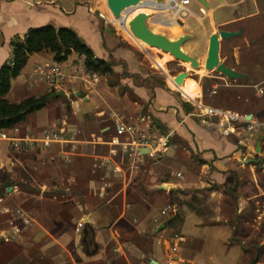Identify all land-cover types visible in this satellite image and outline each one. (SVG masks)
<instances>
[{"label": "rangeland", "instance_id": "rangeland-1", "mask_svg": "<svg viewBox=\"0 0 264 264\" xmlns=\"http://www.w3.org/2000/svg\"><path fill=\"white\" fill-rule=\"evenodd\" d=\"M59 1L63 5L62 7L71 11V7H66L65 0ZM231 1L234 4L236 3L237 6L227 7L225 0L224 3L218 1L223 8L215 12V22L212 15L213 7L217 4L212 5L216 0H210L208 1L210 9L193 1L182 12L184 13L182 20L179 19L181 21L184 20L183 26L177 25V23L176 27L164 26L160 22L158 24L154 22L149 24L150 29L156 34H163L171 40H177L185 33H189V31L195 35L192 41L185 44V48L190 44L189 46L194 54L193 57L197 58L200 64L202 63L203 69L202 67L200 70L187 69L186 65L173 59V61L166 63V72H164L155 64V60H164L167 54L149 46H139L119 25L115 23L107 25L106 20H100L104 18L102 15L106 18L108 15H106L109 10L107 9L106 0L105 2L104 0H82L83 6L86 7L89 13L97 14L98 28L103 35V39L110 41L111 37L108 33L110 31L115 40L111 44L114 46V51L123 50L129 52L131 63L115 59L112 52L104 46L109 56L108 60L113 65L115 72L112 77L87 73L85 72L86 70L81 74L80 72L83 70V66H81L80 71L76 69L71 74L65 75L62 82L59 83L60 87H57L51 78H45L36 80L38 88H41L40 91H33L25 87L23 91L30 92L21 93L18 87L14 88L8 98L11 104L20 103L22 99H28L29 97H39L40 94H52V97L47 108L40 113L34 114L33 118L26 123L30 127L29 129L27 126H19V133L4 132L3 136L1 135L2 133L0 134V264H5L6 262V255L5 253L3 254L4 248L2 246H5L10 241L9 239H13L12 237L20 235L17 229L21 230L26 227V232L22 236L25 237L27 246L32 249V254L35 256L36 249L39 246H36L29 241V238H26L27 236L32 237V235L36 237L34 228H29L31 222L34 225L36 221L39 225L51 230L58 228L60 230L62 225L60 222L62 220L69 222L71 217H79L81 212L74 208L76 205H81L83 212L86 213L85 205H88L90 209L91 207L99 206L104 201L100 198L101 191L98 186L103 176L99 171L101 160L112 157L114 159L113 162L120 163L123 161L125 166L128 165L130 167L129 157L126 156L128 159L123 158L125 154L122 148L118 145L121 149L111 147L109 144L116 135L115 120L124 118V121L126 119V122L130 125L133 116L134 118L139 115L141 117L150 116L151 121L156 120L152 112L156 102V94L159 93V96H161L160 92L162 90L167 91L178 103L184 102L185 99L183 97L173 93L175 90L170 87L168 77L175 79L180 72H184L186 69L192 79L189 87L197 88L199 86L201 88L202 95L196 100L203 101L207 106L228 110L240 115H252L258 122L264 121V96L256 97L246 87H225L223 76L216 71V68L209 70L204 68L209 49V40L213 35H217L220 43V63L245 75L247 79L243 80L242 83L244 84H258L264 81V0ZM191 13L197 18L190 16L193 15ZM149 14L154 15L158 14V12L151 10ZM132 15L131 13L128 17ZM201 15H208L211 21L204 20ZM8 16L7 14L4 15V20L0 21V27L6 24V17ZM185 20L186 22H191V30L187 28ZM63 21L52 20V22H46V20H42L39 24L48 23L47 25H49L50 23V25L57 26L58 24L70 23V25H73L71 24L73 22L72 18L68 17L63 19ZM222 22L226 23L222 24ZM70 25L69 27H72ZM220 31L241 32V35L227 41L220 38ZM46 54L44 52V54L30 56L29 63L22 71L27 80L34 74L36 68H45L47 64H53L54 60L50 57V54ZM78 64L77 60L76 65ZM47 72L48 70L43 77L47 76ZM95 89L103 97V101H100L99 96H93ZM66 90L69 92V97L65 94ZM79 92L81 96H77ZM74 102H77L76 111L68 112L67 107L72 106ZM196 120L198 119L196 118ZM39 121L44 126L35 125ZM64 121H67L66 127L69 129L63 134L74 136L80 142V144L76 145L77 149H73L74 145H68L67 143L52 146H47L43 143H35L33 145H24L22 143L23 145L21 144L17 148L14 145L15 143L10 141L14 138L21 139L27 134L38 137L44 130L42 127L55 124L61 125ZM214 121L219 122L217 120ZM44 134L46 136L49 135L46 130ZM172 144L177 152L174 160L177 162V169H185L186 167L191 174L197 175L201 166L181 158V149L185 146L182 139L174 137L172 138ZM59 146L62 148H59ZM162 153L160 152L159 156ZM61 154H64L66 159ZM255 155L257 157L261 156V154L257 153ZM159 156L157 160L160 159ZM69 158L73 159L71 165L67 164L70 161ZM154 163L156 164L155 170L157 174L167 176L171 174V177L175 174V176H178V180H184L179 177L181 174L177 175L179 172L177 173L176 170L165 168L163 163ZM154 163L145 158L142 165L145 164L143 167L148 171L150 165ZM109 177L110 179L103 183L107 188V199L111 201L112 205H121L124 201L120 192L121 181L113 173ZM9 188H13V191L9 192ZM134 199L135 197L131 196L129 201H134ZM159 199L163 200V198ZM161 202L167 206H165L166 208L173 207L174 209L175 205H178L176 198L169 202L165 200ZM165 209L160 211L156 218L159 219L161 225L155 223V226L158 232L160 231V234H163L160 238L162 239V242L159 243L160 247L156 244L155 249L160 250L162 248L166 259L171 264H197V262L198 264H264V242L261 243L264 236L261 235L262 232L260 230L249 229L252 241L247 245H243V240H239V238H242V230H244L240 225L244 213H237L238 224L233 237L227 244L230 245L229 248L233 246L241 247L240 258L234 260L231 256L225 257L222 255L218 249V243L213 240V236L218 239V235H214L213 231H211L213 235L211 233L205 237L204 229L191 228L192 233L204 242L198 246L200 247V253L196 260L194 259L195 255H197L195 249L194 252L196 254H192V257L186 253L187 244L183 239L185 238L182 233L184 224L181 221V215L170 212L163 216ZM176 209L178 211V207ZM83 212L82 214H84ZM233 219L234 214H232ZM190 223L189 221V227L191 226ZM160 226L163 227L162 230H159ZM23 240L24 238L22 239V237L16 238L13 246L15 241L22 242ZM43 241L41 245L49 244L48 239ZM121 241L124 244L126 240L123 239ZM135 241L136 243L139 242L140 246L151 245L150 240ZM21 242H19L18 247L14 246L13 253L16 252L17 254L21 251L19 249ZM112 249L113 247L108 252L112 251ZM51 257L49 255L44 261L47 264H54ZM118 264L151 263L145 259H139L138 254L127 250L126 254L120 255Z\"/></svg>", "mask_w": 264, "mask_h": 264}, {"label": "crops", "instance_id": "crops-1", "mask_svg": "<svg viewBox=\"0 0 264 264\" xmlns=\"http://www.w3.org/2000/svg\"><path fill=\"white\" fill-rule=\"evenodd\" d=\"M64 2L67 4L66 7H71V11L62 7L63 5L59 0H0V21L4 20L5 14L9 15L6 17V24L0 27V70L12 60L11 43L15 37L24 36L30 29L53 26L50 23L49 25H47L48 23L39 24L42 20H46V22H52V20L64 22L63 19H67L68 17L72 18L73 22L71 24L73 25L64 23L55 25L54 27L57 29L69 28L76 31L94 51L95 55L104 61L110 62L107 51L105 50V47H107L115 59L123 60L126 63L130 62L129 52L123 50L114 51V46L111 44L115 40L110 31L107 30L111 37L110 41L103 39V35L98 28L97 14L89 13L86 7L83 6L82 0H65ZM215 3L217 5L213 7L212 15L214 22L216 21L215 12L223 8L218 0L213 2L212 5ZM225 3L227 7L237 6L231 0H225ZM182 16H184L182 12L177 17L174 14L169 15L168 12L158 13L153 15L152 22L158 24L159 22L166 21L178 24V20H182ZM190 16L197 18L194 14ZM201 16H203L204 20L210 19L208 15ZM100 20H106L107 25L113 24L105 16ZM190 23L185 20L187 28L191 30ZM69 25L72 27H69ZM185 34L192 35L194 39L195 35L191 31ZM189 45L186 48L184 46L183 49L187 54L194 56ZM49 54L54 60V55ZM49 54L47 53L46 55ZM77 60L79 62L78 65H76ZM81 66H83V70L80 72L82 74L86 70L84 59L76 53H73L68 61L63 64H57L53 61V64H47L45 68H36L29 80L25 78L22 72L20 77L12 82V89L7 99L15 87H18L21 93L27 92L25 90L23 91L25 87L33 91H40L41 88H38L36 84V80L39 79L51 78L52 82L57 87H60L59 83L62 82L61 77L63 78L65 75L71 74L76 69L80 71ZM52 67L56 68L61 73V76L55 75L49 77L47 72V76L43 77L48 68ZM186 68L188 69V67ZM184 72H187V70L185 69ZM188 74L189 77L184 82V85L189 89L191 88L190 90L200 89L201 91L199 86L197 88L189 87L192 79L190 73ZM175 91L173 93L184 98L180 91ZM160 93L161 96H159V93L156 94V102L154 103L155 106L152 113L156 119L154 121L158 122L163 129L167 130L166 135H163L158 130L154 121H151L150 116L141 117L139 115L135 118L133 116L131 125L126 122V119L125 123L128 127L135 130L130 135L131 142L137 143L144 140L150 145L159 146L169 141L168 149L163 148V153L159 156V160L161 161L146 158L151 163H163L165 168L176 170L177 173L179 172L177 175L181 174V176H184V180H178V176H175V174L173 176L177 179L173 176L171 177V174H168V176L157 174L155 163L150 165L147 171L143 167L145 164L142 165L143 159L137 160L135 162L136 166H133L132 164L134 163H131L133 159L130 157L129 162L131 164H129V167L128 165L125 166V162L123 161L115 163L112 157L105 158L103 161L101 160V165L99 164V171L103 176L98 183L101 191L100 198L104 201L99 206L91 207L90 209L88 205H85L84 209L86 213L83 212L81 205H76L77 208H74L81 212L79 213V217H71L69 222L62 220L60 222V224L62 223L60 230L59 228L51 230L39 225L36 221H33L34 225L31 222L32 226L30 225L29 228H34L36 237L32 235V237L27 236L26 238H29V241L36 246H39L36 249L35 256L32 254V249L27 246L25 237L22 236L26 232V227H23L21 230L17 229L20 235L18 237H12L13 239L8 238L10 241L5 246H2L4 248L3 254L5 253L6 255L5 264H47L44 260L49 255L52 256L51 258L54 264H118L120 255L126 254L127 250L138 254L139 259L154 260L158 264H171L166 259L162 248L160 250L155 249L156 244L160 247L159 243L162 242L160 238L163 234H160V231L158 232L155 226V220L158 213L167 207L161 201L165 200L169 202L175 198L178 204L175 205L178 207V211L175 207L176 214L181 215V221L184 224L182 233L185 237L183 239L187 244L186 253L192 257V254H196L194 252L195 249L197 255H195L194 259L196 260L200 253V247L198 246L204 242L192 233L191 228L204 229L205 237L213 231L214 235H218V239L213 236V240L214 242L216 240V243H218V249L221 254L225 257L231 256L234 260L241 257V247L237 248V246H233L229 248L230 245L227 244L233 237V233L238 224L236 219L237 213H244V217L240 222L244 230H242V238H239V240H243V245H247L252 241L249 229L253 230L254 228L257 231L260 230L262 232L261 235L264 236V135H246L241 131L232 133L223 122L219 123L200 117L197 108L194 106L199 100L191 101L184 98V102L178 103L167 91L162 90ZM65 94L69 97L67 90ZM79 94L81 93L79 92L77 96ZM43 96L45 95L40 94L39 97L36 96L34 98L39 99ZM93 96H99L100 101H103V97L96 89L94 90ZM30 98L32 97L28 99ZM25 100L27 98L22 99L20 103ZM76 105L77 102H74L72 106H68V112H75ZM32 116L34 114L19 126H27L26 123L33 118ZM66 123L67 121H64L61 125L55 124L53 126L42 127L44 130L39 134V138L27 134L21 139L14 138L10 141L11 143H15L14 145L17 148L22 143L27 145V142H32L30 145H33L35 143H41L44 140H50L49 146L67 143L68 145H74L73 149H77L76 145L80 144V142L74 136L63 134L69 129L66 127ZM35 125L44 126L40 121L37 124L35 123ZM18 127L7 132L19 133L20 130ZM45 130L49 135L46 136L44 134ZM0 134L3 136L4 132H0ZM174 137H180L185 144L184 148L181 149V158L201 166L197 175L191 174L186 167L185 169H177V162L174 161L177 152L172 144V138ZM116 138H119L120 141L125 140L124 137L119 136L116 132L112 142L109 144L111 147L119 148L113 143ZM259 144L261 151L257 153ZM59 148L62 147L59 146ZM255 153L261 154V156L257 157ZM64 154H61V156L64 157ZM253 156H255L254 159ZM127 157L125 155L123 156L125 159H128ZM64 158L66 159V157ZM72 163L73 159L67 162L70 165ZM112 173L121 181L120 192L124 199L121 205H112L111 201L107 199L108 192H106L107 188L103 183L107 179H110L109 175ZM131 196L135 197L134 201H129ZM159 198H163V200ZM232 214H234L233 220ZM189 221L191 222L190 227L188 224ZM81 224H84L82 229L80 228ZM162 229L163 227L160 226L159 230ZM21 237L24 240L22 242L15 241L14 244V246L18 247L19 242H21L19 247L21 251L17 254L16 252L13 253L14 240ZM44 239H48L49 244L41 245ZM123 239L126 240L124 244L121 241ZM142 239L143 241L150 240L151 245L144 247L135 241H141ZM263 242L264 238L261 243ZM111 247H113L112 251L108 252Z\"/></svg>", "mask_w": 264, "mask_h": 264}, {"label": "trees", "instance_id": "trees-1", "mask_svg": "<svg viewBox=\"0 0 264 264\" xmlns=\"http://www.w3.org/2000/svg\"><path fill=\"white\" fill-rule=\"evenodd\" d=\"M12 60L0 70V132L14 130L27 119L49 105L52 94L39 99L30 98L20 104H11L7 97L12 89V82L20 77L27 66L30 56L40 53H51L54 62L63 64L73 53L84 59L88 73L100 74L105 77L115 75L113 65L98 58L94 51L85 43L78 33L69 28L57 29L54 26L30 29L24 36H17L11 43ZM188 106V105H187ZM163 135L167 130L154 121Z\"/></svg>", "mask_w": 264, "mask_h": 264}, {"label": "water", "instance_id": "water-1", "mask_svg": "<svg viewBox=\"0 0 264 264\" xmlns=\"http://www.w3.org/2000/svg\"><path fill=\"white\" fill-rule=\"evenodd\" d=\"M173 1V0H172ZM186 1V0H179ZM199 3L207 9H210V4L208 0H192ZM220 3H224V0H218ZM137 6H141L143 9H150L158 13L172 12L175 13L176 7L172 4H167L166 0H107V7L114 15L116 20H120L123 23H126V19L123 18L124 15H130V12H133V9ZM178 16V13H175ZM153 16H149L145 13H141L130 22L129 27L132 35L150 45L152 48L161 50L164 54H170L174 59L181 63H189L192 69L199 70L201 67L200 61L187 54L184 51V46L189 41L193 40V36L190 34H185L179 37L177 40H170L167 36L163 34H155L149 27V24L152 22ZM166 26H171L173 22H161ZM178 24L183 26L184 23L181 20H178ZM220 38L222 40H231L232 38L239 37L241 32H229V31H220ZM220 43L219 37L213 35L209 40V49L206 59V68L213 69L216 68V71L222 74L223 77H226L231 80L243 81L247 77L241 73H238L225 64L220 63ZM189 77L188 72H182L175 78L176 85H182L184 80ZM78 96H81L79 94ZM253 116H248L250 120ZM260 144L257 149V153H260ZM255 156H253V159ZM9 192L13 191V188H9ZM151 264H158L156 261L147 260Z\"/></svg>", "mask_w": 264, "mask_h": 264}, {"label": "built area", "instance_id": "built-area-1", "mask_svg": "<svg viewBox=\"0 0 264 264\" xmlns=\"http://www.w3.org/2000/svg\"><path fill=\"white\" fill-rule=\"evenodd\" d=\"M192 2H193L192 0H186V1L166 0L167 4L171 3L172 6L176 7L175 12L177 11L178 15L181 12L185 11L192 4ZM168 13L176 15L175 13L172 12H168ZM123 18L126 19V15H123ZM117 21L119 22V26L122 28V30L128 33L130 27L129 24L127 23V19H126V23H123V25L120 20ZM52 68H48L49 77L55 75L61 76V73L57 71L56 68L53 69ZM61 79L63 78L61 77ZM223 79H224L225 87H242V88L246 87L247 89H250L255 94L256 97L264 96V81L258 84H254V83L244 84L242 83L243 81L231 80L226 77H223ZM194 106L197 108L198 115L200 117H204L210 120H217L220 123L223 122L226 124V126L229 128V130L232 133L236 131H241L246 135H253V134L260 136L264 135V121L258 122L254 119V117L248 120V116L246 115H240L228 110L207 106L204 104L203 101L196 102ZM115 130L117 134L119 136L124 137L125 140L120 141L119 138H116L113 141V143L122 148V151L125 154V156H128L129 158L131 157L133 159V161L131 162L134 163L132 164L133 166L134 165L136 166L135 162H137V160H141V159L144 160L146 157L151 159H157L159 153L162 152L163 148L168 149L169 141H166L165 143L159 146L150 145L148 142L144 140L137 143L131 142L132 139L130 135L133 134L135 130L126 125L124 118H118L117 120H115ZM28 143L29 142H27V145H30L32 142H30L29 144ZM41 143L49 146L50 140H46V141L44 140ZM179 177L183 178L181 175H179ZM170 212L176 213V209L175 208L173 209V207H168L164 210L162 215L166 216V214ZM155 223L156 224L158 223L159 225L160 224L159 219H156ZM83 226L84 224H81L80 228L82 229Z\"/></svg>", "mask_w": 264, "mask_h": 264}, {"label": "bare ground", "instance_id": "bare-ground-1", "mask_svg": "<svg viewBox=\"0 0 264 264\" xmlns=\"http://www.w3.org/2000/svg\"><path fill=\"white\" fill-rule=\"evenodd\" d=\"M105 2V0H104ZM107 2V0H106ZM106 4V3H105ZM108 9V8H107ZM142 12H144L145 14L149 15V16H153L151 14H149L151 12V10H147V9H143L141 8V6H137L133 9V12H130L132 13L133 15L131 17H128V15H126V19H127V23L130 24V22L133 20V18H135L136 16H138L139 14H141ZM104 13H106L104 11ZM175 13H178L177 11ZM108 14V15H107ZM107 15V19L110 21V22H113L117 25H119V22L117 20H115L113 14L111 13L110 10L107 11L106 13ZM124 15V14H123ZM103 16V15H102ZM175 16V15H174ZM104 17V16H103ZM176 20V19H175ZM183 22V21H182ZM178 25V24H177ZM171 27H176V23L173 22L172 23V26ZM154 32V31H153ZM155 33V32H154ZM129 35L130 38H132L139 46L141 47H146V46H149L151 47L150 45L146 44L145 42L135 38L132 33H131V30H129V32L127 33ZM156 34V33H155ZM171 40V39H170ZM175 41V40H173ZM145 44V45H144ZM152 48V47H151ZM156 49V48H155ZM158 50V49H157ZM161 51V50H160ZM166 58H164V60H159V59H156L155 60V64L160 68L162 69V71L164 70V72H166V63L169 62V61H173L174 57L170 54H167L165 55ZM207 59V58H206ZM175 60V59H174ZM184 65H186L188 68H191L190 64L189 63H183ZM201 67H202V63H201ZM200 67V69H201ZM204 68L205 70L207 69L206 68V61H205V64H204ZM199 69V70H200ZM203 69V67H202ZM202 71V70H201ZM186 81V79L184 80V82ZM168 82L170 84V87L173 89V90H177V91H180L184 98L187 99V100H191V101H195L196 99L200 98L201 96V91L200 89H195V90H190L188 87H186L184 85V83L182 85H176L175 83V79L172 78V77H168Z\"/></svg>", "mask_w": 264, "mask_h": 264}, {"label": "flooded vegetation", "instance_id": "flooded-vegetation-1", "mask_svg": "<svg viewBox=\"0 0 264 264\" xmlns=\"http://www.w3.org/2000/svg\"><path fill=\"white\" fill-rule=\"evenodd\" d=\"M160 24L164 25V24H163V23H161V22H160ZM164 26H166V25H164ZM171 26H172V25H171ZM171 26H168V27H171Z\"/></svg>", "mask_w": 264, "mask_h": 264}]
</instances>
